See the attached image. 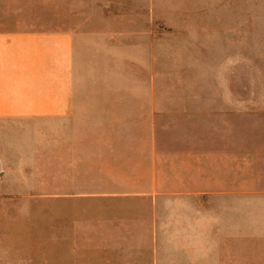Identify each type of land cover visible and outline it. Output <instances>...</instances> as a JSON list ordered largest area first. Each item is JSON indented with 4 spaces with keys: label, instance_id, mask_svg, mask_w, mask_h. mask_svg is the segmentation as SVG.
<instances>
[{
    "label": "crops",
    "instance_id": "crops-1",
    "mask_svg": "<svg viewBox=\"0 0 264 264\" xmlns=\"http://www.w3.org/2000/svg\"><path fill=\"white\" fill-rule=\"evenodd\" d=\"M33 1L0 0V119L57 121L58 197L88 201L90 244L241 264L242 230L264 238V132L240 95L163 94L162 65L206 62L162 40L235 31L209 9L264 0Z\"/></svg>",
    "mask_w": 264,
    "mask_h": 264
},
{
    "label": "rangeland",
    "instance_id": "rangeland-1",
    "mask_svg": "<svg viewBox=\"0 0 264 264\" xmlns=\"http://www.w3.org/2000/svg\"><path fill=\"white\" fill-rule=\"evenodd\" d=\"M39 3L28 4V15ZM209 11L210 18L224 12L234 19L235 31L210 32L198 42L182 36L162 40L194 52L201 48L202 56H187L184 62H206L202 70L165 71L162 65V93L240 95L242 115L256 117L258 133L264 132V1ZM177 80L186 86H176ZM229 81L233 86L226 85ZM57 142L56 120L0 119V264H148L143 257L130 262L118 248L106 253L90 244L88 201L58 197ZM262 234L242 230L241 264H264Z\"/></svg>",
    "mask_w": 264,
    "mask_h": 264
}]
</instances>
